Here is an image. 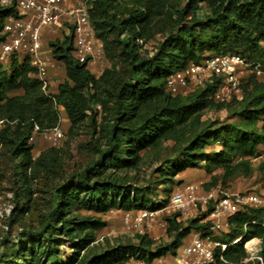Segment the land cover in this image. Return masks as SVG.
I'll list each match as a JSON object with an SVG mask.
<instances>
[{
	"label": "trees",
	"instance_id": "obj_1",
	"mask_svg": "<svg viewBox=\"0 0 264 264\" xmlns=\"http://www.w3.org/2000/svg\"><path fill=\"white\" fill-rule=\"evenodd\" d=\"M86 1L89 21L110 62L98 76L73 59L71 35L47 43L65 76L53 94L43 92L28 59L0 63V147L8 151L19 185L15 210L29 212L34 183L37 188L42 182L40 192L47 196L41 199L47 211L37 226L12 248L16 258L25 264H149L174 257L194 232L226 246L223 252L214 249L215 264H243L244 244L252 239L259 241L255 263L264 264V208L237 213L219 235L206 220L210 201L194 217L167 216V241L140 233L112 244L95 238L104 226L101 215L119 211L121 218L125 211L160 209L162 200L166 203L170 192L185 183H173L185 171L218 172L200 183L205 191L218 185L225 189L234 178L252 173L251 159L264 146V82L249 78L241 84L240 96L224 103L208 99L213 86L171 96L165 82L206 54H238L264 71V0ZM10 14L12 8H0V43L3 20ZM59 108L68 121L67 134L87 121L93 137L91 158L69 174L58 149L33 157L29 142L34 125H57ZM210 109L225 110L236 120L221 124L203 119ZM211 146L217 150L207 152ZM150 166L157 178L154 187L136 185L128 177ZM158 187L165 194L160 201L155 199Z\"/></svg>",
	"mask_w": 264,
	"mask_h": 264
},
{
	"label": "built area",
	"instance_id": "obj_2",
	"mask_svg": "<svg viewBox=\"0 0 264 264\" xmlns=\"http://www.w3.org/2000/svg\"><path fill=\"white\" fill-rule=\"evenodd\" d=\"M66 2L67 0H0V8L10 7L14 10V14L7 15L2 23L4 40L0 43V63L6 64L12 58L28 59L35 68V78L46 94L49 85L47 73L57 65L50 55L42 53L43 47H48L47 40L55 39L61 32L71 35L72 57L78 64H85L86 67L94 66L105 57L102 43L89 21L87 1L76 0L71 7H66ZM246 74L262 77L264 71L258 63L248 62L238 54L207 55L200 63H190L183 70L170 75L165 82V91L171 96H186L213 86L207 94L208 99L214 103H224L240 96L241 80ZM32 134L40 135L51 148H57L64 131L58 121L50 129H40L34 125ZM166 199L165 205L155 211L145 209L123 212L121 224L124 232L139 231L143 226H150L161 213L166 216L176 214L180 219L194 217L199 212H204L209 202L213 201L206 220L210 222V231L219 235L227 231L229 220L237 213L248 208H264V197L253 193L229 192L219 185L205 191L196 182H185L175 187ZM238 242L239 239L234 241ZM216 247L223 252L226 246L197 235L189 243L182 245L174 257L156 258L149 264H215ZM244 248L251 254V258L259 259L256 256L259 248L255 249L254 245L247 248L246 243ZM219 260L223 262L220 256Z\"/></svg>",
	"mask_w": 264,
	"mask_h": 264
},
{
	"label": "rangeland",
	"instance_id": "obj_3",
	"mask_svg": "<svg viewBox=\"0 0 264 264\" xmlns=\"http://www.w3.org/2000/svg\"><path fill=\"white\" fill-rule=\"evenodd\" d=\"M64 36V32H61L55 39L63 40ZM53 40H47V43ZM207 55L208 54H206V56ZM109 66V60L104 57V60L99 61L94 66H89L88 68L92 71L91 73H93V75L98 76L103 69ZM53 74L56 82H61L65 77L62 65L58 63ZM251 77L264 82V76L255 77L246 74L241 80V84ZM51 88L53 89V86H51ZM58 113L60 115L59 123L64 130V135L60 145L54 149L59 150L63 171H65V174H69L72 169L81 170L91 158L94 152L92 146L93 137L91 135V127L88 125L87 121L81 123L71 134H67L68 124L66 126L63 118L65 116L60 108L58 109ZM203 119H209L221 124L230 123L236 120L234 116L230 113L228 114L225 110L216 111L213 109L205 111ZM1 128L2 125L0 126V129ZM29 142L33 145L31 152L33 157L41 151L50 148L49 144L37 134L33 135L32 140L30 139ZM214 150H217V146H211L206 149L207 152ZM261 163H264V146L259 149L257 157L251 159L252 173L247 177L240 176L234 178L226 185L227 188L225 189L229 192L253 193L260 197H264V168L260 169V167L263 166ZM152 169L153 166L144 167L139 173H136L134 176L129 174L128 177H133V179L136 180V185L150 184L154 187V182L157 178L156 175L153 174ZM189 173L190 174L182 180L183 182L203 183L209 180L211 175H216L218 172H211L208 171V169H197L189 171ZM35 187L36 185L34 183L33 195L30 200H28L30 208L29 212L27 214L19 215L15 210L17 195H19V185L14 183L12 161L10 160L8 151L0 147V264H25L21 259L16 258V252L12 251V248L16 247L15 245H17L18 241L25 236L24 233L28 228L37 226L39 223L38 218L41 214L47 211L45 202L41 201L42 198L47 199L45 193L40 192L42 182L37 188ZM158 189V194L155 199H157V201L165 199V194L161 193V188L158 187ZM20 203L24 206L27 204L25 199ZM162 203L163 205L165 204L163 200ZM79 214L89 217L99 216L98 214L86 211H80ZM100 217L104 220V226L95 232V238L100 244H103L106 240L112 244L115 240L126 241L128 239H133V236L137 233L147 234L156 240L167 241L164 233L166 224L163 223L167 216L162 213L156 216L150 226H143L139 231H132L130 233L124 232L119 213L112 211L105 215H101ZM254 248H258V243L254 244ZM64 251L69 252L67 249ZM251 257V254L247 253L246 258H244L242 263L256 264V260Z\"/></svg>",
	"mask_w": 264,
	"mask_h": 264
},
{
	"label": "crops",
	"instance_id": "obj_4",
	"mask_svg": "<svg viewBox=\"0 0 264 264\" xmlns=\"http://www.w3.org/2000/svg\"><path fill=\"white\" fill-rule=\"evenodd\" d=\"M75 1L76 0H67V2H66V7H71V6H73L74 5V3H75ZM48 45V44H47ZM42 53L43 54H47V55H50V57H51V54H50V50H49V48L48 47H43V50H42ZM57 63V62H56ZM58 64V63H57ZM87 69H88V71L91 73L92 71L87 67ZM94 69V68H93ZM53 71H54V69H50L49 71H48V73H47V76H48V83H49V87H48V92L49 93H55L56 92V88H57V85L60 83V82H56V79H55V77H54V74H53ZM93 74V73H92ZM95 76V75H94ZM51 86H53V89L51 88ZM63 114H64V112H63ZM64 116H65V114H64ZM59 118H60V115H59ZM64 118V121H65V123H66V126H67V124H68V121H67V119H66V117H63ZM61 121V120H60ZM61 127V126H60ZM61 129H62V127H61ZM63 130V129H62ZM64 131V130H63ZM190 173H189V171H185V172H183V173H181V174H179L177 177H175L174 178V182L173 183H175V182H177V181H179V180H184L185 178H186V176H188ZM112 212V211H111ZM114 212H117V213H119L120 214V212L119 211H114ZM153 222V221H152ZM198 234L197 233H194V232H192V233H190L186 238H185V240H184V243H183V245H185V244H187V243H189L191 240H192V238L194 237V236H197ZM250 243V244H249ZM259 244V242L256 240V239H252V240H250V241H248V242H246V244L248 245L247 246V248H249V246L251 247V246H253L254 244ZM181 248V247H180ZM179 248V249H180ZM165 258H171V257H165ZM134 263V262H133ZM132 263V264H133Z\"/></svg>",
	"mask_w": 264,
	"mask_h": 264
},
{
	"label": "bare ground",
	"instance_id": "obj_5",
	"mask_svg": "<svg viewBox=\"0 0 264 264\" xmlns=\"http://www.w3.org/2000/svg\"><path fill=\"white\" fill-rule=\"evenodd\" d=\"M250 244V243H249Z\"/></svg>",
	"mask_w": 264,
	"mask_h": 264
}]
</instances>
